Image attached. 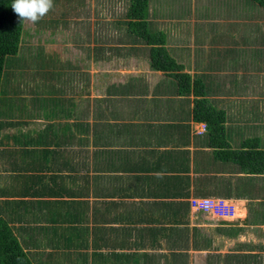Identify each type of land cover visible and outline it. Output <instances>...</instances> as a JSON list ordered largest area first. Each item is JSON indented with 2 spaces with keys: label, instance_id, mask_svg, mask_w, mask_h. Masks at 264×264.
Returning <instances> with one entry per match:
<instances>
[{
  "label": "crops",
  "instance_id": "crops-1",
  "mask_svg": "<svg viewBox=\"0 0 264 264\" xmlns=\"http://www.w3.org/2000/svg\"><path fill=\"white\" fill-rule=\"evenodd\" d=\"M69 3L53 0L64 12L33 23L43 51L40 44L25 56L20 48L4 69L0 221L32 261L46 264H264V176L220 156L225 149L195 118L203 98L209 111L224 112L230 150L256 139L264 149V10L227 0L232 8L203 27L190 25L186 11L181 25L194 34L179 40L167 13L177 3L149 0L148 28L165 32L167 50H189L170 56L200 82V97L192 89L182 95L174 76L151 69V47L129 32L131 0H90L92 18L83 4L67 17ZM117 4L124 15H116ZM211 11L199 9L197 18L208 21ZM91 27L88 64L121 66L103 78L83 71ZM198 29L210 32L209 40L197 43ZM60 43L65 47L52 48ZM123 62L146 69L139 75ZM249 111L252 126L247 118L238 122ZM205 199L228 201L236 216L197 209Z\"/></svg>",
  "mask_w": 264,
  "mask_h": 264
},
{
  "label": "trees",
  "instance_id": "trees-1",
  "mask_svg": "<svg viewBox=\"0 0 264 264\" xmlns=\"http://www.w3.org/2000/svg\"><path fill=\"white\" fill-rule=\"evenodd\" d=\"M13 0H0V91L4 69L10 63L9 60L18 61L20 53L24 23L11 8ZM264 10V0H247ZM149 0H131V6L127 12L130 30L135 38L145 45L150 46V67L154 71H162L174 76L178 81L180 93L189 94L194 90L196 96L203 97L202 85L199 81L191 82L189 74L184 73L182 65L178 64L168 53L164 35H154L151 27L148 28L146 20ZM150 30V31H149ZM15 66V64H13ZM11 66V64H10ZM203 98L196 102L195 118L198 122L205 123L207 130L213 135V142H219L225 149L224 159L234 161L240 165L247 175L264 176V149L260 147L258 139L249 140L243 144L242 149L230 150L225 139L226 118L224 112H211ZM227 147V148H226ZM0 264H46L41 258L34 257L33 261L24 251L22 245L4 221H0Z\"/></svg>",
  "mask_w": 264,
  "mask_h": 264
},
{
  "label": "rangeland",
  "instance_id": "rangeland-1",
  "mask_svg": "<svg viewBox=\"0 0 264 264\" xmlns=\"http://www.w3.org/2000/svg\"><path fill=\"white\" fill-rule=\"evenodd\" d=\"M83 1L84 0H68V2H70V3L66 7V12H67L66 16L67 17L71 16L72 12L75 10L74 6L78 5V4H83ZM89 1L90 0H85V2L83 4L84 10L89 13V14H84V12H83L84 15H89V16H85L86 18H88V17L92 18V13L91 12L93 10V7H92V4L89 3ZM152 1H154V0H152ZM160 1L164 2V0H160ZM178 1H180V2L182 1L181 5H180V2H178ZM205 1L206 0H173V2L177 3V4L167 7V10H168L167 13L170 16L169 18L176 19V20H174V23H172V26H174V27H172V29H173L172 33H173V36L176 39L180 40L182 38H186V36L189 34V32H190V34H194V32H193V30H191L192 28L190 26L188 27L189 30L186 31L184 26H187V24L184 25V26L181 25L183 19H185L183 17L184 12L187 11V12H190L192 14V17H190L188 19L189 20L188 22H189L190 25L193 23V21H195L196 24L198 22L200 23L199 27H203L208 22H214V20H216L221 15V11L224 10L226 7L232 8L231 5L226 4L227 0H221L220 3H217L215 5L210 3V6L206 5ZM216 1H219V0H216ZM228 1H229V3L233 4L236 7L239 5V3H240V5L244 4V0H228ZM179 5H180V8H179ZM123 6H124L123 4L122 5L117 4L116 8H113L116 11V15H117V13H120V14L122 13L123 14V12H122L123 8H124ZM199 9L200 10H213L209 14L208 21H202V20H199L197 18L200 15V13L198 12ZM214 9H216V10L214 11ZM61 12H64V10L60 6L53 5V8L50 9V11L46 14L45 17H47V15H55L56 13H61ZM222 14H224V13H222ZM112 17H113V19L117 18V17L113 16V13H112ZM107 18H108V16H107ZM95 19H97L96 20L97 21L96 24H98V23H103V21L101 19H104V18H100L99 16H95ZM118 19H121V18L118 17ZM90 22H91V25H92V21H90ZM158 26H160V25H157L156 27H158ZM206 28H205V30H206ZM93 30H95V29H93L91 27L90 29L87 30V32L84 33V36H86V41H85V44H82L81 49L83 50V54H84V57L86 58V60H84V59L82 60L83 63L85 64L84 68H83V71H85L87 74H89L90 77L92 75H94L96 77L103 78V75H106L105 74L106 71H108L110 69H115V68L121 69V66H118L116 64L111 63V64H105V65H101V66H94L93 65L91 67V65L88 64V63H90V62H88V60L91 59L89 54H90V45L92 44V31ZM166 30H168V27L166 28ZM205 30L203 31L201 29H198V31L195 33L196 34L197 43L201 39L204 40V41L205 40L206 41L209 40L210 32L205 31ZM35 32H36L35 24H33L30 21H26L24 23V31L22 33V44H21V50L23 49V55H25V56H28V54H30L31 56H35V54H37L39 52V50H36L35 47L41 44V42L43 41V35L35 37ZM163 34H164V37H165V32H163ZM159 35H161V34H157V36H159ZM123 37L127 38V35H124ZM65 40L66 39L64 38L63 41H65ZM34 43H38V44L34 45ZM183 45L180 46L181 50L177 49V48L169 49L168 50L169 54L172 55V56H175V54L182 55V52L187 54L189 50H184L185 48H184ZM63 47H65V45L61 46V43H60L58 46H54L52 48H54V49H56V48L62 49ZM42 49H43V45L41 44L40 45V52L43 51ZM47 49L51 50L50 48H47ZM74 55H75L74 52L73 53L70 52V54H68L69 58H71ZM74 62H75L74 59H72V63H74ZM185 63L187 64V61H185ZM123 64L124 65H122V69H124V70L130 69V70L135 71L136 69H139L140 70L139 71L140 72L139 75H142V71H145V69H146V67L144 65H142L141 63H138L137 64L138 66H133V67L130 66V65H136V64H130V63H125V62H123ZM125 64L128 65L129 67L125 66ZM17 68H19V66H17ZM20 71L23 74H25L22 70H20ZM99 75H101V76H99ZM170 85L177 86V84H176L174 79H173V82ZM166 86H167V84H166ZM24 95L26 96V94H23V95H18V97H25ZM26 103L27 102L24 99V101L21 102L19 108H21V109L25 108L26 109V107H25ZM33 103H34L33 107H35L36 104H37L36 101L33 102ZM11 108H12V110H15V103L12 104ZM17 112L21 113V112H23V110H19L18 109ZM254 112H256V109H252L251 110V113H254ZM25 117L27 118V115H25ZM252 117L253 116H252V114H250V111H249V115H246L245 118H243L241 121H238V122H244L246 120V118H247V120L250 123L248 126H252V124H253L252 122H254L252 119H250ZM12 132H14V131H12ZM245 135H247V134L245 133ZM262 192H263V190H262ZM75 235H76V233L73 236H75Z\"/></svg>",
  "mask_w": 264,
  "mask_h": 264
},
{
  "label": "clouds",
  "instance_id": "clouds-1",
  "mask_svg": "<svg viewBox=\"0 0 264 264\" xmlns=\"http://www.w3.org/2000/svg\"><path fill=\"white\" fill-rule=\"evenodd\" d=\"M12 10L21 22H38L53 8V0H13ZM205 127V129H204ZM207 125H202V133H206Z\"/></svg>",
  "mask_w": 264,
  "mask_h": 264
},
{
  "label": "built area",
  "instance_id": "built-area-1",
  "mask_svg": "<svg viewBox=\"0 0 264 264\" xmlns=\"http://www.w3.org/2000/svg\"><path fill=\"white\" fill-rule=\"evenodd\" d=\"M196 208L205 213H211L217 218H232L236 216L235 207L230 205L226 200H221V199L201 200L197 202Z\"/></svg>",
  "mask_w": 264,
  "mask_h": 264
}]
</instances>
